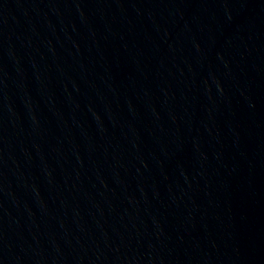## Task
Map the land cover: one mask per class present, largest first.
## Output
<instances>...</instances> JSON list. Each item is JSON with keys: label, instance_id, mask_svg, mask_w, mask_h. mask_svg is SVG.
Wrapping results in <instances>:
<instances>
[{"label": "water", "instance_id": "water-1", "mask_svg": "<svg viewBox=\"0 0 264 264\" xmlns=\"http://www.w3.org/2000/svg\"><path fill=\"white\" fill-rule=\"evenodd\" d=\"M0 264H264V0H0Z\"/></svg>", "mask_w": 264, "mask_h": 264}]
</instances>
